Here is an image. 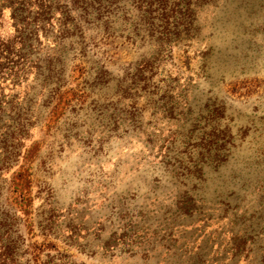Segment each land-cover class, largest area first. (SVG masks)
I'll use <instances>...</instances> for the list:
<instances>
[{
	"label": "rangeland",
	"instance_id": "obj_1",
	"mask_svg": "<svg viewBox=\"0 0 264 264\" xmlns=\"http://www.w3.org/2000/svg\"><path fill=\"white\" fill-rule=\"evenodd\" d=\"M173 1L164 43L56 27L1 65L31 114L0 178L19 264H264V0Z\"/></svg>",
	"mask_w": 264,
	"mask_h": 264
},
{
	"label": "trees",
	"instance_id": "obj_2",
	"mask_svg": "<svg viewBox=\"0 0 264 264\" xmlns=\"http://www.w3.org/2000/svg\"><path fill=\"white\" fill-rule=\"evenodd\" d=\"M9 3V0H0V19L3 17L1 12L10 6V18L14 24L13 37L6 43L0 42V50L3 49L0 52V68L3 63L18 56L16 66L10 72L16 77L19 74L13 70L19 67L18 61L23 57H31L35 52L33 50H36V57L39 58L38 47L42 37L45 34L48 36L56 27L63 38L69 37L70 43L80 41L88 45L100 34L101 41H117L125 37L126 41L132 39L136 42V39L142 40L145 30H149L154 40L164 43V37L171 33L169 26L179 23L184 13L178 12L173 0H65L64 3H59L58 0H18ZM182 7L188 13L189 6H186V2ZM134 14L137 17H133ZM128 20L133 22L130 28H127ZM127 29L130 33L126 35ZM17 47V52H9ZM3 52H6V56ZM143 61L146 65L154 63L152 60ZM37 71L40 73L38 68ZM25 104L23 102L22 107ZM18 107L17 103L14 106L5 101L0 93V178L4 169H9L13 159L20 155L22 144L30 137V111L20 108L18 112ZM8 108L11 109L10 112L7 111ZM6 116H13L15 119L8 124ZM1 196L0 186V200ZM14 225L8 217L0 221V264L20 263L15 257L19 254L16 245L21 237L12 233ZM26 263L27 261L23 264Z\"/></svg>",
	"mask_w": 264,
	"mask_h": 264
}]
</instances>
